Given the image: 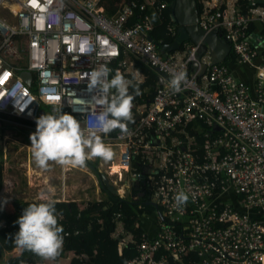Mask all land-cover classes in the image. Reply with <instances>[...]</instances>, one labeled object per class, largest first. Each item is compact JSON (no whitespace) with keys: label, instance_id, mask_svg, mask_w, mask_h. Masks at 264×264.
Instances as JSON below:
<instances>
[{"label":"built area","instance_id":"built-area-1","mask_svg":"<svg viewBox=\"0 0 264 264\" xmlns=\"http://www.w3.org/2000/svg\"><path fill=\"white\" fill-rule=\"evenodd\" d=\"M224 1L202 0L198 25L219 30L236 62L254 67L252 82L215 62L209 47L198 54L193 41L162 52L149 38V10L168 0L121 2L113 15L102 0H0V113L36 122L45 107L61 108L83 127L102 107L88 90L92 71L118 61L140 82V61L161 75L153 98L133 106L134 125L113 138L100 133L129 169L126 188L150 189L162 209L155 233L139 239L117 219L114 236L136 248L127 264H264V220L252 214L264 213V36L249 30L264 24V3L249 0L243 13L239 0ZM180 70L186 79L174 91L170 76ZM192 123L207 138L202 149ZM138 155L147 160L142 171L132 167Z\"/></svg>","mask_w":264,"mask_h":264},{"label":"trees","instance_id":"trees-1","mask_svg":"<svg viewBox=\"0 0 264 264\" xmlns=\"http://www.w3.org/2000/svg\"><path fill=\"white\" fill-rule=\"evenodd\" d=\"M121 0H102L106 12L113 15L119 8ZM130 1V0H127ZM142 1V0H137ZM199 10L203 7L202 0H196ZM175 0H168V6L162 10L150 9L149 14L153 23V30L150 36L162 47L171 44L177 36L178 26L173 19ZM249 0H240L238 9L246 13L250 7ZM224 5H222V8ZM138 15V12H137ZM136 15V16H137ZM249 30L251 32L260 33L264 36V24L251 23ZM187 40L181 42L180 48H184ZM226 64L236 62V59L231 52L223 61ZM136 67L145 74L144 80L138 82L133 79L132 75L126 72L125 69L118 66V61L111 64L110 79L117 71H119L129 81V93L132 94L131 114L132 118L125 122V128L134 125L138 118L137 114L133 113V106L141 105V102L151 100L155 91L160 84L161 75L150 66L136 61ZM139 88V95L135 94L136 87ZM115 90H110V94ZM79 119L78 114H74ZM6 115L0 113V133L4 134L7 128L13 126L5 122ZM8 119V118H7ZM13 119L21 122L25 128L21 131L30 140V129L36 128L35 121L13 116ZM203 127V123H199ZM29 128V129H28ZM122 130L119 127L114 128L107 133L109 138H113ZM188 131L195 135L198 140L200 149L204 148L207 138L203 136L199 130L194 128V124L188 126ZM207 131V130H206ZM138 155L133 158L132 167L138 171L145 168L146 159ZM92 166L93 170L98 173L100 179L101 191L104 196L100 199H95L86 202L81 206L76 200H57L56 209L58 212V223L63 226L62 236L63 245L58 254L51 259L55 261H63L66 252H73L69 264H127L126 260L132 258L136 254V248L133 244L122 241L114 236L117 219H121L126 229L133 232L135 239L140 238V234L146 230L141 222L142 211L157 217L156 207L148 203L153 201L151 190L147 188H137L136 185H131L127 188L125 197H120L114 193L109 186L104 183L102 175L99 173L96 162H87ZM4 148L0 147V208L5 205L3 198L4 189ZM138 195L140 198L134 199L133 196ZM30 202L14 198L13 212L0 211V264H37L43 262L46 258L35 252L18 247L15 243L14 236L19 229L16 223L18 217L22 214L23 209ZM160 210L161 207L159 208ZM156 222V221H155ZM19 250V251H18Z\"/></svg>","mask_w":264,"mask_h":264},{"label":"clouds","instance_id":"clouds-1","mask_svg":"<svg viewBox=\"0 0 264 264\" xmlns=\"http://www.w3.org/2000/svg\"><path fill=\"white\" fill-rule=\"evenodd\" d=\"M110 71L101 66L90 73L88 90L93 92L92 100L102 107L98 112L89 113L83 127L73 111L61 108H54L36 118V128L30 134V140L32 155L40 167H47L49 160L75 166L83 165L91 156L106 158L111 155V149L103 142L100 133L125 128V122L132 118L133 96L129 93V81L119 71L111 79H105ZM185 79L183 70L176 71L171 73L169 84L174 91H179ZM112 89L115 91L109 94ZM135 94L139 95L138 86ZM187 198L180 193L176 200L182 204ZM56 203L54 197L45 195L23 209L16 221L19 229L14 236L18 247L45 258L58 254L63 245V226L58 223Z\"/></svg>","mask_w":264,"mask_h":264},{"label":"rangeland","instance_id":"rangeland-1","mask_svg":"<svg viewBox=\"0 0 264 264\" xmlns=\"http://www.w3.org/2000/svg\"><path fill=\"white\" fill-rule=\"evenodd\" d=\"M127 0H121L125 2ZM48 112V107H45ZM8 118V119H7ZM5 122L13 127L7 128L4 134L0 133V147L5 148V205L0 208L3 212H13L14 198H21L28 202H36L41 196H52L61 200H76L83 206L86 202L100 199L104 196L101 191L100 179L92 166L87 162L97 163L99 173L104 183L113 186L117 193L126 196V183L129 177V169L121 168L116 159L117 146L106 144L111 149V155L101 157L99 155L86 158L83 165L61 164L49 160L47 167H40L32 155L31 143L21 131L25 126L7 117ZM29 129V128H28ZM35 129H30V134ZM121 190V191H119ZM142 224L153 226L155 217L140 212Z\"/></svg>","mask_w":264,"mask_h":264},{"label":"water","instance_id":"water-1","mask_svg":"<svg viewBox=\"0 0 264 264\" xmlns=\"http://www.w3.org/2000/svg\"><path fill=\"white\" fill-rule=\"evenodd\" d=\"M184 2L187 3V6H182ZM260 2L264 3V0H260ZM185 7L188 10H182ZM173 16L178 25V35L173 43L161 47L162 52L177 50L180 48L181 42L190 40L199 44L198 54H202L207 47H210L215 62H223L230 54L231 45L223 38L217 28L206 31L199 27V8L196 0H175ZM149 38L152 39V36ZM23 77L28 83L30 82L31 76L29 74L24 73ZM41 114L43 111L40 112ZM109 188L117 193L113 186H109ZM148 203L155 206L158 216L162 217L158 204L154 201Z\"/></svg>","mask_w":264,"mask_h":264},{"label":"crops","instance_id":"crops-1","mask_svg":"<svg viewBox=\"0 0 264 264\" xmlns=\"http://www.w3.org/2000/svg\"><path fill=\"white\" fill-rule=\"evenodd\" d=\"M217 1L219 6L225 5V1L224 0H215ZM238 4H240V0L238 2ZM182 6H187V3L184 2L182 3ZM184 8V7H182ZM182 10H188L187 7H185V9ZM178 26V25H177ZM190 41V40H187ZM210 49V47H209ZM231 53V52H230ZM232 71L235 73V75L240 78L243 79L245 81L248 82H252L255 79V69L254 67L247 65V64H239L238 62H234L232 64H230ZM144 78H145V74H144ZM3 198L6 199L5 197V188L3 189ZM252 214L254 216H256L257 218H259L260 220H264V213H258L256 211H253ZM156 221V220H155ZM154 221L153 226H149L147 227L146 225H144V227L150 232V233H155L156 229H157V225L156 222ZM19 251V250H18ZM73 252H66L65 258L63 261H55L51 258H46L43 262L41 263H37V264H69L70 258L73 256Z\"/></svg>","mask_w":264,"mask_h":264}]
</instances>
